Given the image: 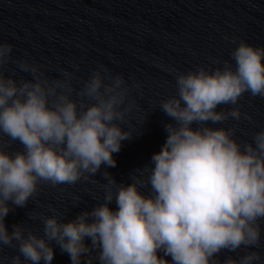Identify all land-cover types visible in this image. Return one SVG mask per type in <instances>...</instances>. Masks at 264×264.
<instances>
[{"label": "clouds", "instance_id": "obj_1", "mask_svg": "<svg viewBox=\"0 0 264 264\" xmlns=\"http://www.w3.org/2000/svg\"><path fill=\"white\" fill-rule=\"evenodd\" d=\"M12 52L13 45L0 42V252L18 250L11 264H51V241L71 264L85 256L92 264L94 252L100 264H168L160 250L172 264H218L214 257L225 249L244 254L224 264L261 261L248 249L260 246L264 220V130L241 142L235 127L212 125L251 120L237 105L245 93L264 98V47L241 40L231 51L234 66L224 61L212 70L176 72V95L159 104L175 123L165 125L168 135L151 158L153 167L137 169L127 186L105 171L103 202L70 222L40 215L43 237L23 225L9 233L8 202L25 207L40 184L72 185L102 165L115 167L113 153L131 137L120 124L137 106L129 94L140 85L128 86L99 65L77 90L73 72L49 78L27 59L15 61L16 68L32 79L17 81L5 75ZM221 105L233 107L217 110ZM16 141L23 151L8 152ZM149 187L151 195L139 191ZM114 199L115 211L109 207Z\"/></svg>", "mask_w": 264, "mask_h": 264}]
</instances>
